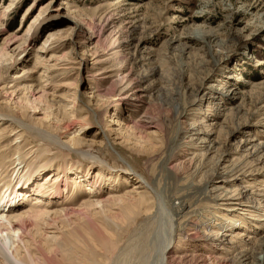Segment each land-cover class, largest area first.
Wrapping results in <instances>:
<instances>
[{"label": "rangeland", "instance_id": "obj_1", "mask_svg": "<svg viewBox=\"0 0 264 264\" xmlns=\"http://www.w3.org/2000/svg\"><path fill=\"white\" fill-rule=\"evenodd\" d=\"M3 15L0 47L13 38L6 42L11 56H0V191L20 188L31 196L10 198L0 212L18 216L38 198L73 218L85 201L140 185L133 193L146 205L127 215L111 206L120 222L104 221L116 233L114 247L94 250L93 264L228 260L233 249L220 254L208 236L213 228L243 230L228 219L248 223L252 239L264 238V201L258 208L247 200V214L214 205L220 201L211 180L222 157L201 155L214 138L225 141L223 155L246 136L264 142V0H0ZM36 55L45 61L34 68ZM42 82L46 104H20L18 111L7 103L12 93L27 101L25 86ZM73 130L82 139L76 145L67 142ZM243 151L230 160L264 166V155ZM52 172L61 180L58 191L47 186ZM237 177L239 187L257 177L264 184V171ZM55 226L46 228L48 236Z\"/></svg>", "mask_w": 264, "mask_h": 264}, {"label": "bare ground", "instance_id": "obj_2", "mask_svg": "<svg viewBox=\"0 0 264 264\" xmlns=\"http://www.w3.org/2000/svg\"><path fill=\"white\" fill-rule=\"evenodd\" d=\"M4 19V15L0 17V26L3 25ZM193 32L196 38H199L198 36H201L200 31L195 30ZM49 37H54V35L50 34ZM11 38L13 37H9L8 39L6 38L4 40L5 43H3V45L0 47V56H11V54L9 55L6 44V42ZM25 38L26 37L24 36L23 39H20L23 40L20 44H23L25 42ZM199 41L204 42V38H200ZM20 44L17 46L20 47ZM23 50L25 49L23 48ZM38 51L43 52V48L39 49ZM50 57L53 60H56L58 58L54 54L50 55ZM35 58L36 60L34 63V68L37 64H42V62L44 63L45 61V59L43 60V58H41V55H36ZM54 65L55 64L53 63L52 67H54ZM46 68L49 69L51 67L47 66ZM46 85L47 84L43 85L42 82L35 88H32L31 85L25 86V91H27L28 94L27 101H24L25 98L22 96H17V98L15 99L13 97L14 94L12 93L7 103H12L11 105L14 108H17V110L20 109V104L26 105L35 102L46 104ZM24 94L27 95L25 92ZM133 95L138 98V93ZM99 96L100 95H98V97ZM12 97L13 99H11ZM73 101L74 98H72L71 102L73 103ZM32 107L35 108L34 106ZM64 114L66 115V113ZM73 115L74 113L71 110L66 116ZM134 125L137 124L134 123ZM239 126L240 125H237V127H233L229 131V136L236 135L239 132ZM75 132L77 131L73 130V135L71 134L72 136L68 137L67 142L69 144L76 145L77 143H80L82 141L80 137H75ZM198 133L201 134L203 133V131L197 132V134ZM206 135L209 136L210 133H207ZM246 135L247 134H245L244 136ZM17 136L21 137L22 132H19ZM250 139L251 138H249V136H246L243 140L240 139L235 146L236 148L233 150H225L224 155L222 154L220 147L225 144V141H217V138H214L213 140H207V149L201 155H205L206 157L207 153L209 154V152L214 151L215 153H218L219 158L222 157L221 161L223 164H221L222 167L217 170L216 173H214V176L211 180L213 187L210 189V193L213 195V198L215 200L220 201V203H216L214 205L219 204L232 206V209L241 210L240 212L247 214V207L245 206L247 200H250L252 203H255V205H258V208L264 201V184L261 182L262 180L260 179V177L254 178V180H252L253 184H249L248 186H246V188L239 187L240 185L237 182L238 177L235 178L236 175H253L255 171H264L263 164L262 166L253 167L252 169V164H250L249 162H246L244 160L240 161L239 159H233V161L230 160V157L241 154L242 149L244 150L243 152H246L245 155L247 157L255 156L257 154H259V156L264 155V152H262L264 150V142L260 143L258 141L259 143H256L255 141ZM2 140V133L0 132V149L4 144V141ZM31 159L35 160L37 158L31 157ZM200 161H202V159ZM66 162L65 166L68 165L66 164ZM58 177V172L53 173L51 175L52 184H49L47 186H50L55 190L57 187L58 191V183L61 181L58 179ZM140 179L141 180L139 181L143 183L144 179L142 177ZM72 181L76 183L77 179L72 178ZM64 183V187H66L69 183V178H67L66 175ZM133 186L135 187L136 184H134ZM134 187L130 190H126L125 194L110 196L109 199L111 200L107 201V203H110V206L106 210H104L106 208L105 206H103L102 211H97L95 209L97 205H100L101 203L109 199H98L95 200V202L94 200L90 199L83 202L80 206L77 207V209L74 208L72 210L73 213L77 212V215L73 214V218H71L70 214L67 213L69 211L65 207L52 210L48 207L47 201H43L42 199L38 198L32 200L33 202L30 204V206L18 216L12 215L8 217L6 214H4V210H2V212H0V264H93V260H91L90 257L94 253V250L102 251L103 248L109 250V247H114L113 239L116 236V233L112 228L108 226L109 223L106 222L107 220L104 221V219L106 218L112 221V223L114 222L115 224L120 222V220L115 217L111 206H118L117 208H119V210H122L127 215L131 213L135 208L139 209L140 207L146 205L147 199L143 194H139L140 192L137 191L136 193H133V191L140 187V185H138V187L136 186L137 188ZM19 189L12 191V193L9 192L8 194L5 193V191L7 190L0 191V206H2V209L8 208L10 198L19 197L20 195L21 197L19 198L21 200H27L31 196V193L26 194L24 193V191L19 192ZM216 189H222V192L216 194ZM31 191H35V188H33ZM132 194L139 195L133 196ZM39 203L43 204L45 208L39 209L37 207L38 205H40ZM122 215L124 214L122 213ZM121 220V223H125V220ZM225 223L226 225H228L229 227H233L234 229L241 227L243 228V230H241L236 235L230 233L229 231H220L217 228H213V230L210 231V234H208L209 238H212L214 244H216L215 246L218 245V247L215 249L216 251H220V254L225 253L227 255L233 249V254H231L230 257L228 255V260L223 259L222 256L214 264H225L227 261H230L231 264H264V255L259 256L260 252H264V238L252 239L251 237H249L248 233L244 232L245 229L249 228L248 223L237 224L235 221L229 219L225 220ZM54 224L56 225V231L52 236H48L46 228L53 229ZM212 240L211 242L213 243ZM230 244H232V247ZM199 261L203 260H198V262Z\"/></svg>", "mask_w": 264, "mask_h": 264}]
</instances>
